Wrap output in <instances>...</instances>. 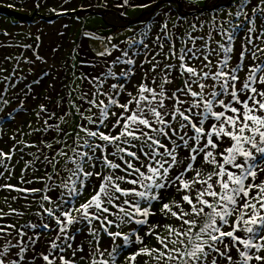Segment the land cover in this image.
Returning a JSON list of instances; mask_svg holds the SVG:
<instances>
[{"label":"snow or ice","instance_id":"snow-or-ice-1","mask_svg":"<svg viewBox=\"0 0 264 264\" xmlns=\"http://www.w3.org/2000/svg\"><path fill=\"white\" fill-rule=\"evenodd\" d=\"M200 2L184 0L189 7ZM232 2L236 11L229 9L228 15L240 22L229 30L223 25L214 27L221 40L211 31L194 35L203 30V25L198 29L195 23L181 35L180 23L186 17L173 24L175 31L169 29L167 19L160 23L151 41L158 51H147L148 43L140 40L146 49L144 63L150 67L139 65L143 78L132 85L133 90L125 86L136 75L130 70L121 74L124 80L104 89L107 78L115 77L108 69L87 81L90 88L80 93L79 104L69 99V109L59 117L60 123L50 124L55 112L39 105L35 115L43 127L33 131L56 133L59 150L44 140L37 145L16 141L15 135L10 139L39 153H32L33 159L25 161L20 184L42 181L45 187L5 183L0 189L42 193L41 199L51 207L41 204L42 212L36 215L44 220L47 213L54 225L41 223L39 227L45 231L32 235L23 228L35 230V223L21 229L16 224L0 225V264H117L122 252L126 254L120 264H138V258L143 264H264V0ZM97 6L108 7L107 3ZM115 6L151 5L121 0ZM50 11L55 13L56 9ZM241 25L244 31L237 47L236 30ZM113 49L129 56L116 45ZM34 55L46 63L38 52ZM97 55L111 56L112 51ZM119 62L121 57L117 56L113 63ZM122 62L136 65L133 59ZM10 80L11 76L3 77V81ZM177 80H182V85L169 87ZM7 91L0 89L4 95ZM10 103L3 99L8 107L5 115L9 116ZM73 115L80 117V123L70 132L61 125H67L66 117ZM69 137L75 145L71 156L65 150ZM16 144L8 152L0 150V177L9 173L11 179L14 169L9 163L16 155ZM45 149L53 155L45 154ZM65 157L73 165L62 169L71 173L67 177L70 184L57 170ZM36 163L45 167V176L39 181L25 179L29 169L39 171ZM55 178L61 183H54ZM57 189L67 192L60 191L53 200L48 193ZM86 191L91 193L87 198ZM168 195L172 199L165 202ZM157 205H162L157 209L160 222L151 219L157 215ZM8 207V212L0 209V219L24 214L10 204ZM168 219L175 223L164 222ZM126 225L140 227L126 232ZM105 237L110 242L102 243ZM151 239L156 247L146 243Z\"/></svg>","mask_w":264,"mask_h":264},{"label":"rangeland","instance_id":"rangeland-1","mask_svg":"<svg viewBox=\"0 0 264 264\" xmlns=\"http://www.w3.org/2000/svg\"><path fill=\"white\" fill-rule=\"evenodd\" d=\"M121 2V0H70V3H65V0H0V4L8 5L11 9H16L21 12V15L17 16L8 11H0V69L5 71L0 72V89L7 88V94L0 93V150L8 152L10 148L16 144V141L23 140L25 144H40L41 140L51 142L54 147L55 140L58 135L54 132H35L34 128L43 127L42 123L37 122L35 112L39 109V105H46L49 112H55L56 117L54 120H49V123H60L59 117L64 115L65 111L69 109V99L79 104L77 99L84 89L86 80H81L79 77L86 76V71L83 65L85 64V58L82 55L80 49V41L83 36L88 37V41L92 43V49L94 54L110 50L111 56H106L108 61L104 64V67L96 68V72L91 71V76H102L108 69H111L115 73V77L109 76L104 83V89H107L112 83H118L124 80V76L121 74L126 70L135 71L136 75L130 80V83L125 86L128 90H133L132 85H137L143 78V72L139 70V65L144 64V68L148 69L150 65L144 63V55L146 49L143 45L139 44L140 40H144L148 43L147 51H158L155 44L151 43L154 40V34L159 31L160 23L167 19L169 22V29H173V24L180 20L181 17H186L180 23V33L183 35L185 32L191 30V24L195 23L197 28L203 30L197 34H205L209 31L216 40H221L222 37L217 34V31H213V28H219L223 25L224 29L229 30L233 24L239 23V18L230 17L228 10L235 9V5L232 0H201L198 5L187 6L184 0H130L132 4L149 3V8L139 7H125L117 8L115 5ZM39 3L40 7L37 8L36 4ZM107 3L108 7H98ZM200 7H205V10H197ZM55 8L56 12L53 13L50 9ZM75 9L73 11L72 9ZM98 11V12H95ZM170 12V18H169ZM121 13H124L121 15ZM199 16L200 20L195 18ZM215 17V21L213 20ZM129 21V19H135ZM62 23V27L59 28L60 32L57 35L56 44L59 46L57 52L59 55V70L56 69V63L48 60V54L52 48H48V43L53 39L54 34H46L48 28L47 24ZM57 29H52V32L56 33ZM244 31V26L241 25L236 30L237 35V47H239L240 36ZM7 32L9 35L4 36L3 33ZM51 33V32H50ZM90 33L91 35H85ZM39 40H36V37ZM110 38V39H109ZM130 41H135L129 46ZM63 42V43H62ZM25 45H32V48H26ZM96 45V47H95ZM113 45L118 46V49H123L129 52L128 57H123L122 52L113 49ZM179 46V45H178ZM215 47V44H213ZM167 50V44H165V51ZM39 53L46 63H42L35 59L34 53ZM117 56L121 57V62L113 63ZM5 57H12L8 60ZM19 58V59H17ZM151 57L149 56V59ZM125 59H133L136 61V65H127L122 61ZM161 59V57H157ZM32 60L34 63H26V61ZM15 70V75H12ZM159 71V70H158ZM56 72H59V80L56 86H53V77ZM47 73V75H45ZM150 78L151 75L149 74ZM243 75V74H242ZM4 76H11L10 81H3ZM39 80V83L34 81ZM159 83V79L157 80ZM182 80H177L174 85L169 87H175L182 85ZM73 89H75L73 91ZM69 92L71 96L69 97ZM135 94V93H134ZM48 99H45V98ZM103 97H98L102 99ZM121 102H123V96L121 95ZM3 99L10 100L11 115H5L8 111V107L3 104ZM59 102V106L58 105ZM74 111V110H73ZM95 111V109H93ZM86 115L91 113H85ZM44 115V114H42ZM45 118H47L45 116ZM67 125H61V127H67L68 131L72 132L77 124L80 123L79 116H67ZM31 125L32 127H29ZM31 133V135H28ZM16 137V141L10 139L12 136ZM84 134L81 133V136ZM153 135H155L153 133ZM82 143V141H81ZM68 146L65 150L68 151L69 156L72 155L71 149L75 147L73 144V137L68 138ZM16 155L13 156L9 167L14 170L11 172V179H9V173H5L3 177H0V185L9 183L22 187H36L44 188L45 184L40 181L32 185H21L20 177L22 170L25 167V161L33 159L32 153H37L36 148L25 147L24 144H16ZM20 148L24 151L20 152ZM44 153L51 156L53 155L51 150L45 149ZM39 154V153H37ZM23 156V159H21ZM59 159V158H58ZM19 161V162H17ZM71 169L73 165L67 162V157L60 160L58 169L60 176L65 178L67 183H71L67 179L71 175L70 172H65L63 168ZM36 168L39 171H33L29 169L24 173L25 179H33L39 181L40 178L45 176V167L40 163H36ZM3 171V169H0ZM51 171V168H48ZM54 183L60 184L61 179L55 178ZM60 191L67 192L66 189H57L52 193H48L55 200ZM90 192L86 191L84 196L87 198L90 196ZM42 193L36 194H19L15 191H9L6 189H0V209L5 212L10 211L8 205H11L12 209H16L18 212L24 213L22 216L15 214L0 219V225L16 224L18 229H21L25 225L35 223L38 227L33 230L31 228H23L29 235L33 232L41 233L45 230L39 227L41 223H50L54 225V221L47 219V213H44V220H41L37 213H41V204L44 207H51L47 202L41 199ZM26 196L27 199L21 198ZM13 197H18L13 200ZM7 198V201L5 200ZM68 199V197H65ZM172 196L168 195L167 200H171ZM83 202V201H79ZM162 205H157L154 210ZM154 221H162V217L157 210V215ZM166 223L174 224L175 221L168 219L164 221ZM139 228L138 225H126L124 231L130 232L132 228ZM142 234V233H141ZM167 235V232L163 233ZM86 235V233H85ZM78 238H82L78 235ZM110 242L107 237L102 240V243ZM15 243V241H13ZM120 243V241H117ZM150 247H156L157 243L155 239L146 241ZM38 247V245H37ZM126 252H122L117 256V264H120V260ZM138 264H143L138 258Z\"/></svg>","mask_w":264,"mask_h":264},{"label":"bare ground","instance_id":"bare-ground-1","mask_svg":"<svg viewBox=\"0 0 264 264\" xmlns=\"http://www.w3.org/2000/svg\"><path fill=\"white\" fill-rule=\"evenodd\" d=\"M46 27L48 28V30L46 31L47 32L46 34H54L53 39H51L50 42L47 44L48 48L49 47L52 48L51 51L47 53L48 58H49L48 60L52 61L54 64L56 63L55 65L58 71L60 66H59V61H58L59 55L57 53L59 50L57 48H59V46L56 44V41H57L56 39H57V35H60L58 33L60 32L59 28L62 27V23L56 24L52 22L51 24H47ZM52 29H57L56 33L52 32ZM92 46H93L92 43L88 41V37L83 36L80 41V49H81L82 55L85 58V64L83 65L84 70L86 71L85 77H87L86 83L84 84L85 90H89L90 88V85L87 81L92 79L91 71L96 72V68L104 67V64L108 61V58L106 56L105 57L96 56L93 52L94 49H92ZM58 80H59V72H56L55 77H53V82H52L53 86H56L58 84ZM38 248L43 249V245H38Z\"/></svg>","mask_w":264,"mask_h":264}]
</instances>
